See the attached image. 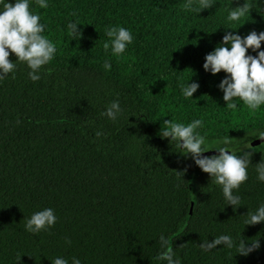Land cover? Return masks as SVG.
Returning <instances> with one entry per match:
<instances>
[{
    "label": "trees",
    "instance_id": "1",
    "mask_svg": "<svg viewBox=\"0 0 264 264\" xmlns=\"http://www.w3.org/2000/svg\"><path fill=\"white\" fill-rule=\"evenodd\" d=\"M46 2L41 9L29 0V10L56 46L54 59L33 82L31 69L10 53L15 70L0 81V264H52L57 257L68 264L73 257L81 264H167L155 259L165 250L161 235L181 264H264V222L244 226L247 212L264 203L255 171L264 141L252 147L248 179L233 190L242 206L233 211L222 186L176 142L157 136L165 120L187 126L200 119L195 131L205 143L229 138L230 149L264 132V105L251 110L236 98L237 108H227L218 88L226 73L203 69L226 31L264 32V0H213L199 13L183 8L187 0ZM243 3L252 11L228 20ZM74 21L82 32L77 40L67 28ZM113 26L133 36L118 56L103 47ZM192 82L200 87L185 98L182 85ZM115 100L122 112L112 121L101 113ZM184 169L181 178L176 171ZM46 208L54 210L55 225L26 231V220ZM220 235L259 239L260 248L247 256L223 245L200 249Z\"/></svg>",
    "mask_w": 264,
    "mask_h": 264
},
{
    "label": "clouds",
    "instance_id": "2",
    "mask_svg": "<svg viewBox=\"0 0 264 264\" xmlns=\"http://www.w3.org/2000/svg\"><path fill=\"white\" fill-rule=\"evenodd\" d=\"M0 3L3 4V10L0 11V81L6 79L7 75L15 70L16 65L9 60L10 53L15 55L16 60L25 62L31 69L28 72L29 79L33 82L38 81L41 78L39 75L41 67L54 59L57 48L51 40L42 35L45 25L40 22L41 18L38 14L30 12L29 0H15V2L0 0ZM36 3L41 9L48 7L46 0H36ZM213 6V0H187L183 8L199 13ZM251 11L252 6L249 3L232 7L228 20L238 21ZM73 15L76 14L73 13ZM78 25H80L78 21L70 22L67 25L70 36L76 40L82 36ZM105 35L109 38L103 45L105 51L111 48L112 53L117 56L124 53L127 45L133 42L131 32L124 27L107 28ZM261 42H264V32L257 33L253 30L241 37L233 31H226L220 45L206 54L204 58L203 69L206 72H211L213 75L221 71L226 73L218 88L222 90V99L229 109L237 108V104L234 102L236 98L251 110H256L259 106L264 105V50L257 51L261 48ZM249 49L257 54L255 56L247 54ZM103 67L110 69L111 64L105 60ZM199 87L197 82L182 85V94L185 98H192ZM121 112L119 101L115 100L101 115L116 121ZM202 124L203 121L200 119L193 120L187 126L172 120H165L166 127L160 131V135L162 138L176 142L177 147L181 150L180 154L185 158L191 157L202 172L209 174L217 185L222 186L227 205L232 206L235 211L242 206V201L239 195L233 194V190H238L240 185L248 179L247 169L251 165L253 154L251 143L249 140H245L239 146L229 149L228 145L231 141L229 138H225L215 148V155H202L209 151L202 147L206 138L195 131ZM102 134L98 131L96 136L99 137ZM257 138L264 140V132H260ZM186 171L187 169H184L176 171V173L182 178ZM255 171L257 179L264 182V160L255 164ZM246 215L244 226H254L264 222V203L255 212H247ZM56 221L54 210L46 208L33 213L26 220L24 227L32 234H38L40 231H48ZM159 241L165 250L155 259L166 261L167 264H181L180 259H174L175 253L171 241L163 235L160 236ZM67 242L71 243V241ZM221 245L229 249L235 247L236 253L242 256H247L260 248L259 239L246 242L241 237L237 242L230 235H220L212 239L211 242L206 240L200 243L199 247L208 252ZM52 264H68V261L63 257H57L52 261ZM72 264H81V261L73 257Z\"/></svg>",
    "mask_w": 264,
    "mask_h": 264
},
{
    "label": "water",
    "instance_id": "3",
    "mask_svg": "<svg viewBox=\"0 0 264 264\" xmlns=\"http://www.w3.org/2000/svg\"><path fill=\"white\" fill-rule=\"evenodd\" d=\"M154 128V127H153ZM157 136L158 137H160V138H162L161 137V135L160 134H157ZM258 137V136H257ZM257 137H254V138H252V139H250L249 141H250V143H251V146L253 147V146H256V145H259L261 142H263L264 140H261V139H259V138H257ZM240 145V144H239ZM239 145H236L235 147H237V146H239ZM235 147H233V148H235ZM230 149H232V148H230ZM180 152H181V150H180ZM216 154V151L215 150H209V151H207V152H205V153H203L202 155H215ZM192 204H193V195H192V197H191V199H190V204H189V211H188V213H187V215H186V217H185V221H184V223L182 224V226L179 228V230L177 231V232H179L183 227H184V225H185V223H186V221H187V219H188V217H189V214H190V208L192 207Z\"/></svg>",
    "mask_w": 264,
    "mask_h": 264
},
{
    "label": "rangeland",
    "instance_id": "4",
    "mask_svg": "<svg viewBox=\"0 0 264 264\" xmlns=\"http://www.w3.org/2000/svg\"><path fill=\"white\" fill-rule=\"evenodd\" d=\"M222 141L220 140H214V141H208L206 142L203 147L208 150H215V148L221 144Z\"/></svg>",
    "mask_w": 264,
    "mask_h": 264
}]
</instances>
